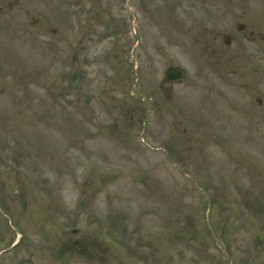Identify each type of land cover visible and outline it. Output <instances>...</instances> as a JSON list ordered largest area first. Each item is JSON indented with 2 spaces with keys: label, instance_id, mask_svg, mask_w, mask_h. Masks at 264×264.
I'll return each instance as SVG.
<instances>
[{
  "label": "rangeland",
  "instance_id": "obj_1",
  "mask_svg": "<svg viewBox=\"0 0 264 264\" xmlns=\"http://www.w3.org/2000/svg\"><path fill=\"white\" fill-rule=\"evenodd\" d=\"M4 5L0 264H264V129L198 0Z\"/></svg>",
  "mask_w": 264,
  "mask_h": 264
},
{
  "label": "flooded vegetation",
  "instance_id": "obj_2",
  "mask_svg": "<svg viewBox=\"0 0 264 264\" xmlns=\"http://www.w3.org/2000/svg\"><path fill=\"white\" fill-rule=\"evenodd\" d=\"M198 1L200 32L212 37L211 56L205 60L216 65V72H225L226 82L246 91L244 105L238 108L244 125L247 122L252 129H264V0ZM19 2L0 0V13L6 11L4 4L11 8ZM30 13L26 9V14ZM222 14L229 21L225 22ZM203 46L205 50L207 44Z\"/></svg>",
  "mask_w": 264,
  "mask_h": 264
},
{
  "label": "water",
  "instance_id": "obj_3",
  "mask_svg": "<svg viewBox=\"0 0 264 264\" xmlns=\"http://www.w3.org/2000/svg\"><path fill=\"white\" fill-rule=\"evenodd\" d=\"M183 77V70L178 67H170L166 72V80L174 81Z\"/></svg>",
  "mask_w": 264,
  "mask_h": 264
}]
</instances>
